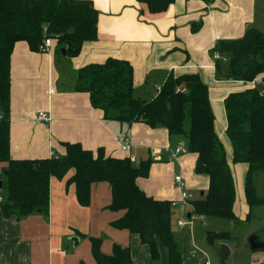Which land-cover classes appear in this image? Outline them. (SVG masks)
I'll return each instance as SVG.
<instances>
[{
  "label": "crops",
  "instance_id": "obj_1",
  "mask_svg": "<svg viewBox=\"0 0 264 264\" xmlns=\"http://www.w3.org/2000/svg\"><path fill=\"white\" fill-rule=\"evenodd\" d=\"M90 1L100 14L98 41L85 43L77 58L59 56L61 45L55 40L49 53H34L25 42L16 44L11 58V158L19 161L64 158L65 144H80L94 153L103 149L106 157L114 159L134 157L135 164L151 161L150 174L138 179V187L156 200L176 203L180 213L186 211L185 208H192L190 199L204 197L209 189V178L195 173L197 155L186 152L184 141L179 136H170L164 128L106 122L104 113L91 106L89 95L75 91L77 73L86 65L115 58L131 63L135 93L139 94L150 85L154 89L161 87L172 74L176 77L199 74L209 85L229 83L215 80L211 51L219 41L241 39L252 28L264 32V20L258 21V7L264 0H216L211 5L176 0L167 12L157 15L150 14L135 0ZM200 22L202 27L194 33L193 29L198 28L194 26ZM203 70L211 76H205ZM231 85L235 86L233 92L219 90L218 98L214 94L215 100L210 93L214 113V101L220 115L224 112L226 116L225 98L234 91H243V86L244 90L252 86L239 82ZM40 112L51 116L50 124L36 123ZM123 134L130 138V152L123 151L116 141ZM179 148L183 152L176 155ZM226 157L233 164L227 161L235 181L233 149ZM5 168L0 163V178ZM241 170L246 180L248 168L239 167L237 173ZM74 175L75 170H69L62 178L50 179L48 215L6 219L0 209V264H97L91 239L101 241L104 255H112L114 247L120 246L130 250L135 264H153L149 247L142 244L139 236L111 227L124 215L109 210L111 185L93 184L89 204L82 206L77 199ZM177 176L186 183L188 203H182V193L175 182ZM245 180L239 182L243 193ZM192 218L189 214V220L178 222L184 231L182 242L188 246L190 238L194 250L206 257L205 264H210L206 253L195 245ZM72 238L79 239L77 245ZM162 258L166 264L164 251ZM189 259L183 252V263H190Z\"/></svg>",
  "mask_w": 264,
  "mask_h": 264
},
{
  "label": "trees",
  "instance_id": "obj_2",
  "mask_svg": "<svg viewBox=\"0 0 264 264\" xmlns=\"http://www.w3.org/2000/svg\"><path fill=\"white\" fill-rule=\"evenodd\" d=\"M135 1L157 15L167 12L176 0ZM194 1L211 5L216 0ZM99 19L90 0H0V163L6 165L0 178V209L6 219L48 215L50 179L75 170L73 179L82 206L89 204L93 184H110L109 210L124 213L111 227L139 236L154 262L160 260L163 250L166 264H185L181 242L172 230L173 203L149 197L137 185L138 179L149 176L151 161L133 164L130 159L106 157L103 149L97 153L85 150L80 144H65L64 158H11V58L16 44L25 42L32 52L41 53L44 41L52 39L63 47L68 58L75 59L85 43L98 41ZM194 27H198L193 29L195 33L202 22ZM212 51L228 60L227 79L216 81L252 85L225 99L226 135L232 145L233 163L248 167L244 186L247 206H264V196L258 195L256 184L259 174H264V32L252 28L241 39L219 41ZM219 62H215V77L219 75ZM75 91L88 94L91 106L104 113L106 122L143 123L152 129L164 128L170 136H185L188 152L197 155L195 173L210 181L204 197L190 203L191 217L238 219L233 173L215 130L209 87L199 74H172L161 86L160 94L142 99L135 95L131 63L110 58L81 68ZM228 237L226 233L207 234L210 244ZM91 243L97 264H135L128 248L115 246L112 255H104L100 240L91 239Z\"/></svg>",
  "mask_w": 264,
  "mask_h": 264
},
{
  "label": "rangeland",
  "instance_id": "obj_3",
  "mask_svg": "<svg viewBox=\"0 0 264 264\" xmlns=\"http://www.w3.org/2000/svg\"><path fill=\"white\" fill-rule=\"evenodd\" d=\"M259 16L258 21L264 20V3L260 2L259 7ZM261 18L263 20H261ZM62 53V47L59 46L58 55L61 56ZM211 54L214 56L216 53L211 51ZM222 59H226V57L221 56ZM61 58V57H60ZM215 61V60H214ZM213 61V62H214ZM220 68H219V75L218 77H215V79H227V71H228V65L224 63L223 60H220L219 62ZM205 76H211V74L207 70H203ZM218 82V81H217ZM224 82V81H223ZM233 83L232 81L226 84H220L216 85L213 83L212 85H208L209 89H211L210 93H212V99L215 100V95L218 98L219 90H230L235 88V86L231 85ZM251 85V84H249ZM157 88V87H156ZM244 86L242 87V90H244ZM148 91V92H147ZM236 92V91H234ZM136 97L142 98V99H150L151 97L157 95L156 90L153 88V86L150 85L148 90H145L144 93L139 94V92H136ZM215 94V95H214ZM227 98V97H226ZM225 98V99H226ZM225 102V101H224ZM215 107V118H216V133L222 142L224 146V150L227 152L230 150L232 151V145L229 143V139L226 135V116L222 113L220 115L218 111V105L217 103H213ZM223 109V107H222ZM190 129V121L187 119L185 124V130L188 132ZM185 143L184 149L187 152L188 151V141L185 136H179ZM227 158V157H226ZM229 162V160H227ZM231 166V162H229ZM235 172H236V189H237V198H236V204L234 207V211L236 216L238 217L237 220L231 221V220H223V219H217V218H202L198 216H193L191 220H193L194 223V236L196 239V247L205 252L207 255V258L210 262V264H221V248L223 246H226L230 250V255L228 258L227 264H264V249L263 250H256L252 251L250 241L253 237H257V240L259 243L264 244V206H258L252 209H249L247 206L245 200H244V193L243 189L240 188L239 182H243L245 180L244 178V170H241L240 174H238V168L239 167H247L245 164H235ZM248 168V167H247ZM247 175V174H246ZM1 176H3V173H1ZM256 184H257V191L258 195L260 197L264 196V174H259V176L256 178ZM243 188V187H242ZM203 197L198 195L194 199H190V203L195 202L197 200H201ZM180 207L178 209L174 208L173 212V225L172 230L177 236L181 242L183 252L189 256V262L188 264H205V258L200 252H196L192 246L191 239L189 238V245H185L183 241V229H180L178 227V222L180 220L188 219V215L192 213V208L189 207L188 209L185 208L186 211H182L180 213ZM189 220V219H188ZM180 225V223H179ZM184 232V231H183ZM208 233H226L229 237L228 239L220 242H216L214 244H210L207 240V234ZM163 250L160 251V260L158 262H154L153 264H163V258H162ZM199 256H197V255ZM152 259V258H151Z\"/></svg>",
  "mask_w": 264,
  "mask_h": 264
},
{
  "label": "built area",
  "instance_id": "obj_4",
  "mask_svg": "<svg viewBox=\"0 0 264 264\" xmlns=\"http://www.w3.org/2000/svg\"><path fill=\"white\" fill-rule=\"evenodd\" d=\"M52 43H53L52 39H46L44 41L43 45L41 46V49H40L41 53H49L50 49L52 47ZM214 60H215V62L220 61V60H223L224 63L228 62L227 59H222L221 55L218 53H216L214 55ZM155 90H156L157 94L161 93V87H157ZM0 119H1V114H0ZM35 121H36V123L50 124L52 121V118L48 113L40 112L36 116ZM116 141L120 144L121 149L123 151H125V152L131 151L132 145L130 143V138L127 134H123V135L116 137ZM182 152H183V149L179 148L176 151V155H179ZM129 159H130L131 163H133V164L136 163V159L134 157H130ZM175 182L178 185V187L182 193L181 194L182 195V203H188V194H187V190H186V183L184 182L183 178L181 176H177L175 178ZM1 201H2V199L0 198V202ZM176 206H177V204L173 203V208H175Z\"/></svg>",
  "mask_w": 264,
  "mask_h": 264
},
{
  "label": "water",
  "instance_id": "obj_5",
  "mask_svg": "<svg viewBox=\"0 0 264 264\" xmlns=\"http://www.w3.org/2000/svg\"><path fill=\"white\" fill-rule=\"evenodd\" d=\"M62 53H63V55H66L65 50H63ZM2 189H3V182L0 181V191H2ZM71 241L74 245H77L79 242V239L78 238H72ZM250 245H251L252 251L264 249V244L259 243L257 240V237H253L251 239ZM230 253H231L230 250L226 246H223L221 248V264H227Z\"/></svg>",
  "mask_w": 264,
  "mask_h": 264
}]
</instances>
